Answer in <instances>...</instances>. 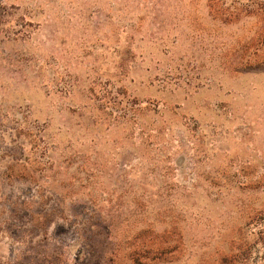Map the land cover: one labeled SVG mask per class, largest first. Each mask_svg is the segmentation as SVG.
Masks as SVG:
<instances>
[{
	"label": "rangeland",
	"instance_id": "obj_1",
	"mask_svg": "<svg viewBox=\"0 0 264 264\" xmlns=\"http://www.w3.org/2000/svg\"><path fill=\"white\" fill-rule=\"evenodd\" d=\"M0 264H264V0H0Z\"/></svg>",
	"mask_w": 264,
	"mask_h": 264
}]
</instances>
